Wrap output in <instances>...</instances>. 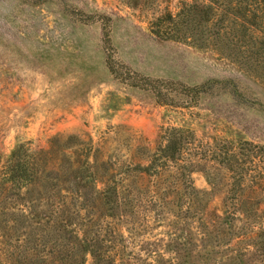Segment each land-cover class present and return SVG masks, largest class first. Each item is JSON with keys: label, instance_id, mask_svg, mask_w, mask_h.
<instances>
[{"label": "rangeland", "instance_id": "rangeland-1", "mask_svg": "<svg viewBox=\"0 0 264 264\" xmlns=\"http://www.w3.org/2000/svg\"><path fill=\"white\" fill-rule=\"evenodd\" d=\"M226 77L234 78L238 95L224 87L188 89ZM146 87H158L177 106L156 103ZM188 99L193 106H179ZM161 124L264 144V84L210 49L154 37L120 0H0V161L17 143L37 149L59 132L88 134L103 157L127 164L139 147L152 149ZM191 177L197 189H209L201 172ZM220 197L211 196L216 208ZM248 216L263 224L235 220L232 233L244 240L233 247L250 237L256 243L237 264H264V204ZM97 219L102 229L123 234L110 240L119 249L109 256L117 264H231L218 256L221 246L210 252L209 240L192 229L177 232L180 247L164 220ZM0 264L10 263L0 256ZM84 264H91L89 255Z\"/></svg>", "mask_w": 264, "mask_h": 264}, {"label": "trees", "instance_id": "trees-1", "mask_svg": "<svg viewBox=\"0 0 264 264\" xmlns=\"http://www.w3.org/2000/svg\"><path fill=\"white\" fill-rule=\"evenodd\" d=\"M120 1L141 14L154 37L210 49L264 84V0ZM204 85L239 94L232 77L188 89ZM146 88L156 103L177 106L158 87ZM139 148L116 165L88 134L57 132L37 149L17 143L0 161V256L10 264H84L86 255L91 264H117L110 240L123 234L102 229L97 218L124 214L164 220L176 245L183 242L177 232L192 229L209 240L210 252L221 246L218 256L231 264L256 245L250 237L233 247L244 238L232 232L235 220L263 224L248 212L264 204V144L161 124L152 149ZM195 171L208 190L194 186ZM214 193H221L220 208L210 203Z\"/></svg>", "mask_w": 264, "mask_h": 264}]
</instances>
